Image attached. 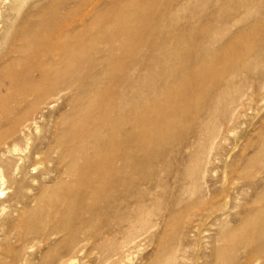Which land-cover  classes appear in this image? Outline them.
I'll return each instance as SVG.
<instances>
[{
    "label": "rangeland",
    "instance_id": "obj_1",
    "mask_svg": "<svg viewBox=\"0 0 264 264\" xmlns=\"http://www.w3.org/2000/svg\"><path fill=\"white\" fill-rule=\"evenodd\" d=\"M170 1L177 19L192 11L186 16L189 19L163 20ZM202 1L207 2L206 8L197 10V0H163L161 9L150 12L157 19L136 22L141 34L148 37L146 46L156 45L162 52L151 63L157 70L168 71L167 86L174 93L160 84L165 76L156 70L148 72L156 77L151 90L158 93L147 98L150 119L143 124L148 134L143 151L138 144L133 148L139 156L146 154V161L135 170L131 212L120 217L108 214L104 222L99 220L92 231L100 235L77 249L66 244L64 233L48 235L55 225L54 212L40 234L32 235L28 216L40 212L45 204L42 191L52 189L59 175L41 155L31 161L33 165L43 162L35 172L1 186L0 264H217L221 250L225 253L219 264H264L256 248L259 225L252 227L249 221L264 218V78L240 76L237 82L242 83L236 85V92L232 88V94H220L222 87L217 90L213 83L222 63L197 62L194 57L201 46L199 34L207 29L212 13V0ZM262 3L240 27L229 31L226 43L234 49L232 59L264 66ZM159 100L172 102L158 111L155 102ZM84 104L82 122L89 101ZM67 107L60 103L50 121L41 122L40 137L34 136L32 147L39 145L43 151L55 147L51 136L58 134L53 132L55 123ZM233 234L239 242L227 248V239ZM246 236L251 240L246 241ZM96 242L105 247L98 248Z\"/></svg>",
    "mask_w": 264,
    "mask_h": 264
},
{
    "label": "bare ground",
    "instance_id": "obj_2",
    "mask_svg": "<svg viewBox=\"0 0 264 264\" xmlns=\"http://www.w3.org/2000/svg\"><path fill=\"white\" fill-rule=\"evenodd\" d=\"M120 2L125 6L118 7ZM162 2L0 0V192L7 181L17 182L19 175L35 172L36 166L43 162L33 165L31 161L41 155L59 173L54 187L42 191L45 204L40 212L28 216L32 235L40 234L54 212L55 225L48 235L64 233L66 244L77 249L85 240L100 235L92 231L99 220L104 222L108 214L120 217L131 212L135 170L143 168L146 161V154L139 156L133 148L138 144L139 151H143L148 135L143 124L150 119L147 98L158 93L151 90L156 77L148 76V72L156 70L165 76L160 84L174 93L167 86L168 71L157 70L151 63V58L161 56L162 52L156 45L146 46L148 37L136 27L140 19H157V14L153 16L150 12L161 9ZM262 2H211L212 13L210 18L207 16L210 23L199 34L201 46L194 57L197 62L222 63L213 83L217 90L222 87L220 94H232V88L236 92V85L242 83L237 82L240 76L264 78L262 64L232 59L234 49L226 43L229 31L250 18ZM206 4L197 0L195 8H206ZM168 5L163 20H188L186 16L192 14L183 12L177 19L174 2ZM183 38L178 39V44ZM134 40L138 43L134 44ZM179 79L182 77H178V82ZM87 100L88 114L82 122L81 110ZM171 102L159 100L155 106L162 111ZM60 103L69 107L55 123L53 132L58 134L51 136L55 147L49 146L46 151L39 145L32 147L34 136L40 137L41 122H49ZM249 221L252 227L259 225L256 248L264 263V218L256 223L253 219ZM237 237L233 234L227 239V248L237 245L240 239ZM245 240L251 239L246 236ZM95 245L105 247L101 242ZM219 252L220 262L225 251Z\"/></svg>",
    "mask_w": 264,
    "mask_h": 264
}]
</instances>
